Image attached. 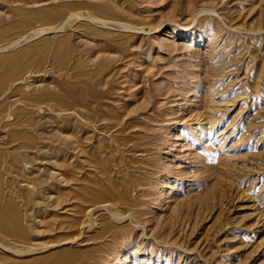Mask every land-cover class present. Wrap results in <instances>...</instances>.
I'll return each mask as SVG.
<instances>
[{"label":"rangeland","instance_id":"obj_1","mask_svg":"<svg viewBox=\"0 0 264 264\" xmlns=\"http://www.w3.org/2000/svg\"><path fill=\"white\" fill-rule=\"evenodd\" d=\"M0 264H264V0H0Z\"/></svg>","mask_w":264,"mask_h":264}]
</instances>
